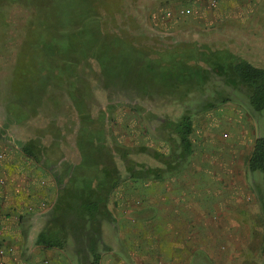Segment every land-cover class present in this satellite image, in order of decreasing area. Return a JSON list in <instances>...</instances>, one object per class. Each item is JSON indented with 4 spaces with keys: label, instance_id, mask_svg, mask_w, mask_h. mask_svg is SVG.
I'll list each match as a JSON object with an SVG mask.
<instances>
[{
    "label": "rangeland",
    "instance_id": "obj_1",
    "mask_svg": "<svg viewBox=\"0 0 264 264\" xmlns=\"http://www.w3.org/2000/svg\"><path fill=\"white\" fill-rule=\"evenodd\" d=\"M99 2L105 7L100 9V14L106 33L129 41L131 47L134 38L138 47L146 49L149 58L158 57L155 52H164L167 59L175 55L179 58L173 60H183L189 67H206L204 62L188 57L195 49L198 54L225 46L231 41L225 27H240L244 23L240 19L241 15H235L229 18L230 22L222 20L217 24L218 15L229 8L237 14L248 11V8L264 11V4L261 6L259 0H251L249 3L246 0H218L217 3L214 0ZM94 10L97 12V8ZM44 11L43 6L36 9L31 3L20 0H0V107L3 108L0 109V130L5 123L8 105L19 101V92L26 97L29 92H23L22 88L34 84L28 100L25 101V97L21 100L34 105L33 116L26 120L24 128L17 124L11 125L0 141H25L30 135H42L44 144H58L61 155L66 157V164L80 162L81 153L76 144L79 119L68 93L70 88L76 93H86L89 95L86 99L88 105L82 100V106L84 110H90L94 117L100 116L105 120L106 141L114 149L122 176L129 173L121 154L116 152L121 145L130 149L129 157L133 160L152 167H165L158 153L168 155L177 169L165 175L166 178L194 179L195 191L182 194V201L195 200L201 205L195 216L196 226L199 224L196 227L199 236L194 245L200 246L197 250L199 257L193 260L196 264H262L264 178L261 171L251 172L247 169L248 160L243 159L241 145L249 147L259 132L264 134V111L259 113V117L256 115V130L250 128L242 137L243 131L235 130L227 123L231 122L227 117L231 108H241L244 116L249 112L254 115L247 99V89L218 77H209L201 85L178 82V78L173 75L163 86L153 80L146 89L137 90L128 80H107L103 64L87 57L80 47L76 52L81 55V59L76 60L74 66L70 64V76H59L58 69L54 67L55 60L46 59L49 51L44 46H32L28 41L29 37L34 39L41 31H45V26L49 24L47 21L50 17H45ZM248 32L246 36L250 35ZM238 36L234 35L239 39ZM251 36L257 38L250 39L261 38L260 51L264 53V36L261 37V32ZM32 48L40 56L37 58L41 61L40 71L36 66L35 71H32L34 80H30L28 85L16 83V74L23 71V68L28 70L26 61L30 60ZM176 49L174 53L171 52ZM44 59L49 62H44ZM174 64L177 67L179 65L178 62ZM231 102L233 105L227 106ZM184 114H189L193 121L190 136L193 153L186 159L177 156L181 152L177 148V135L161 128L163 121H176ZM56 135L58 139L53 138ZM1 170L3 166L0 163V173ZM55 170L61 171V168ZM123 182V187L132 189L133 203L139 195L140 200H146L152 190L158 192L157 200L160 201V180L128 177ZM113 194L109 200L112 204ZM154 211V216L143 217L140 222L146 224V220H158L162 212L157 207ZM128 214L131 215L130 212Z\"/></svg>",
    "mask_w": 264,
    "mask_h": 264
},
{
    "label": "trees",
    "instance_id": "obj_2",
    "mask_svg": "<svg viewBox=\"0 0 264 264\" xmlns=\"http://www.w3.org/2000/svg\"><path fill=\"white\" fill-rule=\"evenodd\" d=\"M20 1L31 3L36 9L43 6L45 9L43 14L46 13L45 17H50L45 31H41L34 39L29 37L28 41L32 46H44L45 50L49 51L46 59L55 60L54 67L58 69L59 76H70V66H74V62L81 59V55L76 52L80 47L82 52H86L87 57L103 64L107 80L113 82L120 79L128 80L135 89L141 90L146 89L153 80L159 81L162 85L173 75L178 78V82L187 81L201 85L205 80H209V77H218L245 87L248 91V102L253 110L256 112L264 110V69L228 50L209 49L208 52L197 54L195 49L188 58L204 62L206 67L186 66L183 60H173L179 58L175 55L169 60L164 52L161 54L155 52L158 57L149 58L146 49L138 47L134 38L131 47L129 41L105 32L102 26L103 17L100 14V9L105 8L104 4L100 5L99 1L102 0ZM30 53V60L26 61L28 70L23 68L22 71V75L29 81L22 83L23 85H28L34 80L32 71H35V68L32 64L40 60L37 59L40 56H37L33 48ZM46 59L44 62H49ZM175 61L179 63L178 67L175 66ZM18 78L16 75L15 79ZM16 83L20 84L17 81ZM32 87L34 84L22 88L23 92H29L26 97L22 92H19L17 97H25L24 100L27 101V97L31 96ZM68 95L79 119L76 144L81 153L80 162L64 164V156L61 155L58 144L54 142L48 146L42 144V135L29 139L22 147L28 158L41 165L46 172L52 173L58 191L53 215L39 233L37 244L45 248L64 250L70 238L79 249L82 260L85 259L84 264L87 263L86 255L89 257L91 255L92 261L89 264H100L98 244L101 223L104 220H114L108 203L125 178L117 165L114 149L106 141L105 120L100 116L94 117L90 110H84L82 106L84 101L87 103L89 95L76 93L71 88ZM8 107L11 122L19 123L33 116L34 105L28 102H13ZM161 128L177 135L179 139L177 148L181 150L177 155L179 158L186 159L193 153L190 137L193 132V121L189 114H184L176 121L165 120L161 123ZM4 132L5 129H2L0 137ZM53 138L58 139L57 135ZM117 151L122 156L129 178L160 180L177 169V165H172L173 160H170L168 155L158 153V156H162L161 161L165 167H152L129 157L130 149L127 146L121 145ZM59 166L61 171H56ZM248 167L251 172L261 171L264 178V136L256 138L248 159Z\"/></svg>",
    "mask_w": 264,
    "mask_h": 264
},
{
    "label": "crops",
    "instance_id": "obj_3",
    "mask_svg": "<svg viewBox=\"0 0 264 264\" xmlns=\"http://www.w3.org/2000/svg\"><path fill=\"white\" fill-rule=\"evenodd\" d=\"M246 1L249 3L251 0ZM259 1L262 2V6L264 0ZM248 9L237 14L234 9L229 8L222 15H218L217 24L222 20L230 22L229 18L235 15H241L240 19L244 23L240 24V27L226 26V34L231 36V41L217 48L228 50L264 69V53L260 51L261 38L250 39L257 38L251 35L260 32L261 37L264 36V11L260 8ZM247 30L250 34L248 36H246ZM233 34L242 36H238V39ZM32 65L35 69L37 66L38 72L40 71V60L37 65ZM22 74V71L16 74L19 76L16 81L20 83L29 81ZM20 98L22 97L19 96V102ZM231 105H233L232 102L227 103V106ZM0 109H3L2 106ZM240 109L231 108V112L227 114L231 122L227 123L231 124L235 130L243 131L242 137L250 128L256 130L255 118L256 115L259 117L260 112L252 109L254 115H250L249 110L244 109L249 112L244 116ZM249 109L251 110V107ZM26 120L19 123L11 122L8 111H5V123L1 127V130L5 129V132L0 138L6 135L11 125L17 124L24 128ZM37 136L30 135L25 141H0V153L4 155L0 160L3 166L0 178L6 180V185L0 186V264H46V261L48 264H83L81 253L70 238L64 250L45 248L37 244L39 233L53 215L58 194L52 173L46 172L41 165L33 162L22 151L25 143ZM259 136L264 134L259 132L249 147L240 144L244 153L243 159H249L254 142ZM42 144H44L43 141ZM44 145L48 146V144ZM65 160L66 157L63 161ZM247 169H249L248 166ZM128 177L129 175H126L124 178ZM230 177L233 178V176ZM183 178L170 179L165 176L161 178L160 201L157 200L158 192L152 190L149 191L146 200H140L139 195L133 203L132 189L129 187L128 191L127 187H123L125 182L121 183L114 191L113 204L108 203L114 220H104L101 223L98 244V252L101 254L100 264H196L193 260L199 257L197 250L200 246L194 245V241L199 236V232L196 231L199 224L196 226L195 216L201 205L195 200L182 201V194H190L191 190L195 191L194 179L183 180ZM42 181H45L44 185ZM188 184L192 187L191 189ZM183 191L186 192L183 193ZM43 202L46 203L44 207H42ZM30 207L33 209L30 210ZM155 207L160 208L162 212L159 219L146 220V224L141 223L143 217L154 216ZM147 213L148 215L143 216ZM233 224L234 222L231 223ZM209 256L212 257V254L210 253ZM86 259L85 264L91 263L92 258L89 255H86Z\"/></svg>",
    "mask_w": 264,
    "mask_h": 264
},
{
    "label": "built area",
    "instance_id": "obj_4",
    "mask_svg": "<svg viewBox=\"0 0 264 264\" xmlns=\"http://www.w3.org/2000/svg\"><path fill=\"white\" fill-rule=\"evenodd\" d=\"M218 0H214L215 3H217ZM0 157H3V154L0 153ZM42 184H45V181H42ZM6 185V180L4 178H0V186H5ZM46 205V203H42V207H44ZM33 207H30V210H32ZM46 264H48V262L46 261Z\"/></svg>",
    "mask_w": 264,
    "mask_h": 264
}]
</instances>
